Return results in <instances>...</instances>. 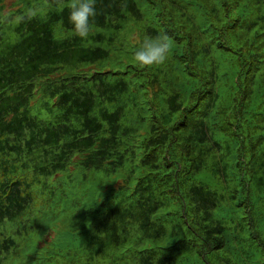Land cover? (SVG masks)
<instances>
[{"label":"trees","instance_id":"obj_1","mask_svg":"<svg viewBox=\"0 0 264 264\" xmlns=\"http://www.w3.org/2000/svg\"><path fill=\"white\" fill-rule=\"evenodd\" d=\"M24 1L0 0V264H264V0H97L86 39L70 0ZM53 179L85 195L50 240Z\"/></svg>","mask_w":264,"mask_h":264},{"label":"clouds","instance_id":"obj_2","mask_svg":"<svg viewBox=\"0 0 264 264\" xmlns=\"http://www.w3.org/2000/svg\"><path fill=\"white\" fill-rule=\"evenodd\" d=\"M97 0H70L68 21L72 26V35L86 39L91 31L90 19L97 16ZM60 10H63V0H56ZM126 6V0H124ZM37 16L35 9H27L22 15L15 17L16 23L31 20ZM9 21L8 13L0 14V23ZM171 41L166 34L155 37L146 36L139 42V47L133 52V60L137 67H151L163 65L170 57Z\"/></svg>","mask_w":264,"mask_h":264},{"label":"rangeland","instance_id":"obj_3","mask_svg":"<svg viewBox=\"0 0 264 264\" xmlns=\"http://www.w3.org/2000/svg\"><path fill=\"white\" fill-rule=\"evenodd\" d=\"M34 1L37 2L38 0H25L24 3L29 2L31 4ZM14 2H15V0H5L4 10L8 11L9 9H11V7H13ZM13 23H16L15 18H14L12 24ZM62 175H64V174H62ZM99 181H100V183L103 182V180H99ZM98 184H99V182H98ZM77 185H79V184L76 181L66 182L65 179H61L58 181L53 179L49 182L48 188L40 193V197H43L44 195H46L51 190H53L54 193L56 192L55 194H52L53 200L51 201V205H54L55 197L56 198L59 197L61 187H63L62 189L65 191L66 194L70 195V196H65L63 199H61L57 202V205H56L57 215H56V217L48 218L49 220H47V219L45 220V224L50 227V230L53 233V236L50 240H52L53 238L56 237V235H54V234L61 233L62 231L69 228V223H70L69 217L71 216L70 211L76 210L78 208V206L84 205L82 202V198H83L82 194L85 195V191H82L81 194L78 192L74 194L75 188L77 187ZM96 187H98V185L91 183L90 196L93 194V192H94L93 189H95ZM71 197H75L74 203H69L68 199ZM88 203L89 202H86V204H88ZM37 236H36V238H37ZM34 240H35V238H34ZM31 241H33V240H31ZM24 244H26V246L25 247L22 246V248L24 250L30 249L32 252L35 251V247L37 246V242L35 244H32L28 239L24 240ZM25 254H26V252H25ZM18 260H19V256H17L15 259H13L11 264H16L18 262ZM26 261H28V260L23 259V263H25Z\"/></svg>","mask_w":264,"mask_h":264}]
</instances>
